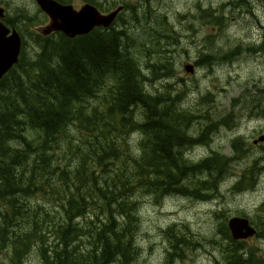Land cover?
Wrapping results in <instances>:
<instances>
[{
    "label": "trees",
    "instance_id": "1",
    "mask_svg": "<svg viewBox=\"0 0 264 264\" xmlns=\"http://www.w3.org/2000/svg\"><path fill=\"white\" fill-rule=\"evenodd\" d=\"M131 20L132 29L141 26L134 12ZM120 27L85 39H36L49 51L0 87V264H25L33 253L40 264H133L141 195L208 200L230 168L223 155L191 161L187 153L210 131L188 137L193 116L182 111L183 94L171 85L148 90L177 74L165 24L142 33ZM213 58L220 60L213 48L202 51L196 65ZM221 116L231 128L233 116ZM219 224L231 245L225 218ZM170 229L168 258L182 260L190 237ZM225 247L228 257L244 256Z\"/></svg>",
    "mask_w": 264,
    "mask_h": 264
},
{
    "label": "rangeland",
    "instance_id": "2",
    "mask_svg": "<svg viewBox=\"0 0 264 264\" xmlns=\"http://www.w3.org/2000/svg\"><path fill=\"white\" fill-rule=\"evenodd\" d=\"M150 7L152 11V21L161 22L167 20L173 23V31L178 32L182 36V40L179 39V47L175 49V66L177 68V77L184 79L187 83V88H190L192 93L186 97L185 103L180 101L182 111L188 112L189 107H197L196 111L200 116L193 112V122L189 125L187 132L188 137L193 138L197 136V139L202 136V133L208 132L205 138L196 146H193L190 152L187 153L188 158L191 161H201L210 158L212 155L217 154L221 156V146L224 147L223 154L231 155L230 150L226 145V137L220 135L215 127L222 126L219 121L223 120V116H217L218 113H228L230 111L235 112V128L233 131V137L237 140L242 138L244 143L248 141L251 144L252 139H257L260 135L264 134V115L258 116L260 109H264V97H261L262 105L251 106L249 103H244L242 106L233 104L232 100L240 93V89L235 82H231L229 76H233L238 80L239 84H242L246 78L252 74L258 80H264V68L257 71L249 70L242 65V62H237L232 65L227 63V67L218 66L216 60L209 59L199 65L200 70L192 77L183 71V67L187 64H191L189 61L191 58L197 59L199 51L202 49V39L205 35H211L214 29L204 27L202 24L194 21L192 22L190 17L187 16L190 10L195 5L201 4L204 8L207 7V1L205 0H150ZM222 0H216L215 5ZM137 2L142 4L145 0H129L128 3L135 5ZM226 4L227 12H225L224 19L222 21L221 10L213 9V21L221 22L224 24V40H227V44L232 39H238L240 37L247 36L250 31H253L255 26L248 22V19L243 15L240 7L232 1H228ZM203 8V9H204ZM186 15L185 21L179 19V15ZM258 16L264 17L263 13H259ZM231 17L236 18L235 20ZM264 24V22H260ZM135 25L132 20H128V25ZM151 24L147 25L146 31H150ZM192 27L193 31H197V34H193L188 27ZM259 31V29H257ZM131 38L129 32H125ZM198 43V44H197ZM223 40L213 42L210 48L216 49L220 47ZM197 44V46H194ZM182 45L184 50H182ZM23 54L25 62L28 63L35 58V53L30 47V39L25 38ZM191 57V58H190ZM216 65V66H215ZM162 82H155L150 84L148 90L156 92L161 90L162 87L171 85L172 87H181L183 85L177 82L175 79L167 78ZM209 90L208 92H206ZM232 101V102H231ZM196 105V106H195ZM200 105V106H199ZM232 106L234 108L232 109ZM257 121H254V120ZM253 121V122H252ZM262 133V134H261ZM258 136V137H257ZM194 139V138H193ZM264 146V145H263ZM69 154H65L61 157L59 163H62L69 159ZM223 158V157H222ZM239 175V176H238ZM242 182L245 184L251 183L254 192L248 191L243 187ZM233 187L238 189L236 194L238 196L227 195L223 203L222 197L224 189ZM215 192L208 194V200H201L192 196H168L163 198H150L141 195L138 201L137 211L139 212V225L136 224L134 228V239L136 241V258L133 264H177V259L174 258L171 261L168 258L171 251L170 243L167 241L164 232L171 228L176 230L178 234H187L190 239H195L189 246L194 247L188 254L187 259H184L179 264H218L217 260L223 261V258L227 256V250L225 246H228L227 240L219 235L222 232V227L217 225L215 215L208 209L214 210V212L224 217L238 212L248 214L252 220L257 223V217H263L264 214L256 211L261 203H264V147L262 149L253 148L249 151L246 158L242 154H237L234 160L230 164V168H226V172L222 174L220 182L217 183ZM207 195V194H206ZM155 206L153 204H159ZM261 229L264 227V221H259ZM174 225V226H173ZM165 230V231H164ZM209 241H211L209 243ZM214 241V242H213ZM248 246L258 248L264 255V245L252 239L247 243ZM179 246V245H178ZM167 249V250H166ZM244 250L248 251L243 247ZM169 250V251H168ZM181 254L184 255V251L181 249ZM204 251L205 253L203 254ZM249 252V251H248ZM168 253V254H167ZM25 264H40V261L35 253L29 255Z\"/></svg>",
    "mask_w": 264,
    "mask_h": 264
},
{
    "label": "water",
    "instance_id": "3",
    "mask_svg": "<svg viewBox=\"0 0 264 264\" xmlns=\"http://www.w3.org/2000/svg\"><path fill=\"white\" fill-rule=\"evenodd\" d=\"M40 1V0H38ZM42 4L46 12L49 13L51 18L59 20L60 25L53 23V28L60 29L68 37H74L79 34L89 32L94 26L108 27L116 16V12L107 16H100L93 8L85 7L78 13H72L69 9L58 8L54 6V10L49 12L48 7L44 2ZM41 6V7H42ZM4 33L0 32V76L15 63L19 49V40L16 35L3 40ZM2 44H6L3 47ZM186 71H191L190 66L185 67ZM259 141H264V137ZM228 228L231 236L235 240L247 239L253 236L254 230L250 228L246 220L232 219L228 223Z\"/></svg>",
    "mask_w": 264,
    "mask_h": 264
},
{
    "label": "flooded vegetation",
    "instance_id": "4",
    "mask_svg": "<svg viewBox=\"0 0 264 264\" xmlns=\"http://www.w3.org/2000/svg\"><path fill=\"white\" fill-rule=\"evenodd\" d=\"M62 6H70L75 10H78L84 5L95 6L98 10L103 8L110 1L115 0H52ZM247 3L246 10L247 16H252L259 13L264 14V0H244ZM121 2V0H120ZM100 11V10H99ZM27 18L33 23L39 21L41 24L48 23V17L39 11L36 6L35 0H0V32L4 30L16 31L19 35H24V19ZM36 23V22H35ZM39 28L31 27V32L36 35L42 36ZM58 33H52L49 36L56 38ZM48 37V36H47ZM259 37H264L260 35ZM263 40L264 44V39ZM264 61V60H263ZM260 97L256 96L254 100H258ZM253 225V224H252ZM232 243V242H231ZM203 254L205 253L202 251ZM264 264V256L258 260L255 257L242 256L238 257H224L221 264Z\"/></svg>",
    "mask_w": 264,
    "mask_h": 264
},
{
    "label": "bare ground",
    "instance_id": "5",
    "mask_svg": "<svg viewBox=\"0 0 264 264\" xmlns=\"http://www.w3.org/2000/svg\"><path fill=\"white\" fill-rule=\"evenodd\" d=\"M200 1H201V0H200ZM226 4H229V2H227ZM199 5H202L201 2H199ZM212 10H213V9L209 10V19H210V20H213ZM35 53H36V52H35ZM207 133H208V132H207ZM192 139H193V138H192ZM202 140H203V139H202ZM199 143H200V142H198L197 144H199ZM197 144H196V145H197ZM196 145H195V146H196ZM239 245H240V244H239ZM241 246H242V245H241ZM166 250H167V249H166ZM168 251H169V250H168ZM241 251L244 252V254H243V252H242V254H243L244 256H247L248 251L244 250V249H243V246H242V248H241ZM167 254H168V253H167ZM263 256H264V255H263ZM221 262H222V261H219V260L216 261V263H218V264H221ZM238 264H239V263H238Z\"/></svg>",
    "mask_w": 264,
    "mask_h": 264
}]
</instances>
